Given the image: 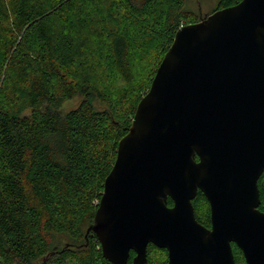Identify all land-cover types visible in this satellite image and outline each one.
<instances>
[{
  "label": "trees",
  "instance_id": "trees-1",
  "mask_svg": "<svg viewBox=\"0 0 264 264\" xmlns=\"http://www.w3.org/2000/svg\"><path fill=\"white\" fill-rule=\"evenodd\" d=\"M241 1L219 0L212 13ZM186 2L0 0V264H111L91 230L94 216L118 144L177 31L199 22ZM152 59L148 80L139 71ZM258 185L264 212V173ZM193 205L210 228L202 192ZM56 235L72 243L59 247ZM154 252L167 263V251L149 245V264ZM233 252L246 264L234 244Z\"/></svg>",
  "mask_w": 264,
  "mask_h": 264
},
{
  "label": "water",
  "instance_id": "water-1",
  "mask_svg": "<svg viewBox=\"0 0 264 264\" xmlns=\"http://www.w3.org/2000/svg\"><path fill=\"white\" fill-rule=\"evenodd\" d=\"M198 157V161L196 158ZM264 0L181 27L139 102L91 230L111 264H264ZM202 192L211 228L196 217ZM172 200L173 206L168 205Z\"/></svg>",
  "mask_w": 264,
  "mask_h": 264
},
{
  "label": "rangeland",
  "instance_id": "rangeland-1",
  "mask_svg": "<svg viewBox=\"0 0 264 264\" xmlns=\"http://www.w3.org/2000/svg\"><path fill=\"white\" fill-rule=\"evenodd\" d=\"M141 1V0H136ZM219 0H187L185 9L187 12L192 13L194 15L195 20L200 21L202 17L205 15H209L212 13L213 10H215L218 6ZM157 59L151 60V63L148 67H144L145 70L142 69V71H139L141 73V76H147L148 80L151 79L150 75L152 71L154 70V67L156 66ZM143 79V77H142ZM82 97L77 96L71 100L66 101L62 107L61 110L63 112H68L74 108H76L79 103L81 102ZM93 105L95 109L97 110H104L106 109V105L102 102H100L97 99L93 100ZM208 208L207 206L201 207L200 210V217H205L207 214ZM53 242L55 245H58L59 247H64L68 243H72L70 238H68L66 235H56L53 239ZM152 258L153 264H162L166 257L160 252H154Z\"/></svg>",
  "mask_w": 264,
  "mask_h": 264
},
{
  "label": "flooded vegetation",
  "instance_id": "flooded-vegetation-1",
  "mask_svg": "<svg viewBox=\"0 0 264 264\" xmlns=\"http://www.w3.org/2000/svg\"><path fill=\"white\" fill-rule=\"evenodd\" d=\"M203 225V224H202ZM204 226V225H203ZM208 228V227H207ZM210 228H211V223H210Z\"/></svg>",
  "mask_w": 264,
  "mask_h": 264
}]
</instances>
